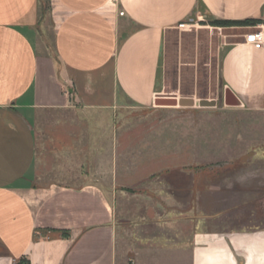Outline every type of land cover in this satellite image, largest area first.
Returning a JSON list of instances; mask_svg holds the SVG:
<instances>
[{
  "label": "crops",
  "instance_id": "crops-1",
  "mask_svg": "<svg viewBox=\"0 0 264 264\" xmlns=\"http://www.w3.org/2000/svg\"><path fill=\"white\" fill-rule=\"evenodd\" d=\"M203 17L257 21L217 27L234 30L218 46V73L239 106L264 112V47L243 36L264 24V0H0V264H264V225H196L178 243L120 248L102 188L40 175V135L66 154L50 172L76 166V143L89 140L40 134L43 113L150 106L167 34Z\"/></svg>",
  "mask_w": 264,
  "mask_h": 264
},
{
  "label": "rangeland",
  "instance_id": "rangeland-1",
  "mask_svg": "<svg viewBox=\"0 0 264 264\" xmlns=\"http://www.w3.org/2000/svg\"><path fill=\"white\" fill-rule=\"evenodd\" d=\"M217 27L195 18L167 34L160 96L175 97L176 105L42 114L40 134L89 140L76 143V166L50 172L66 154L63 143L40 135V175L47 183L102 188L115 209L120 248L136 238L148 239L145 245L178 243L196 225H264V112L224 104L218 46L234 30Z\"/></svg>",
  "mask_w": 264,
  "mask_h": 264
},
{
  "label": "built area",
  "instance_id": "built-area-1",
  "mask_svg": "<svg viewBox=\"0 0 264 264\" xmlns=\"http://www.w3.org/2000/svg\"><path fill=\"white\" fill-rule=\"evenodd\" d=\"M120 14H123L120 12ZM193 19L186 22H181L177 25L178 28H183L184 26H190ZM244 39L247 42L255 45L256 47H264V24L258 25L253 28L251 32L243 34Z\"/></svg>",
  "mask_w": 264,
  "mask_h": 264
},
{
  "label": "water",
  "instance_id": "water-1",
  "mask_svg": "<svg viewBox=\"0 0 264 264\" xmlns=\"http://www.w3.org/2000/svg\"><path fill=\"white\" fill-rule=\"evenodd\" d=\"M224 104L227 106H239L241 103L236 96L229 90L225 89L223 94ZM155 104L160 106L176 105L177 99L175 97L160 96L158 95L155 100Z\"/></svg>",
  "mask_w": 264,
  "mask_h": 264
},
{
  "label": "trees",
  "instance_id": "trees-1",
  "mask_svg": "<svg viewBox=\"0 0 264 264\" xmlns=\"http://www.w3.org/2000/svg\"><path fill=\"white\" fill-rule=\"evenodd\" d=\"M46 6H47V0H45ZM212 25L214 26H243V25H255L257 24V21L254 20H220V19H213L211 20ZM66 233L64 232V235Z\"/></svg>",
  "mask_w": 264,
  "mask_h": 264
}]
</instances>
